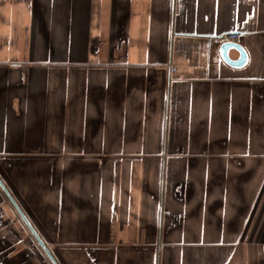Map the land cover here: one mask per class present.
<instances>
[{
  "label": "crops",
  "instance_id": "obj_1",
  "mask_svg": "<svg viewBox=\"0 0 264 264\" xmlns=\"http://www.w3.org/2000/svg\"><path fill=\"white\" fill-rule=\"evenodd\" d=\"M0 180V264H264V0H0Z\"/></svg>",
  "mask_w": 264,
  "mask_h": 264
},
{
  "label": "water",
  "instance_id": "obj_2",
  "mask_svg": "<svg viewBox=\"0 0 264 264\" xmlns=\"http://www.w3.org/2000/svg\"><path fill=\"white\" fill-rule=\"evenodd\" d=\"M231 49H236L239 52V55L240 56H239L238 59H232L230 57L229 51ZM220 52H221V55H222V58L224 59V61L227 64H229V65H231L233 67H242L248 61V54H247L246 50L244 49L243 46H241L237 42H224V43H222V45L220 47ZM0 185L6 191L7 195L11 198V200L15 203V201L13 200V198L10 195L9 191L7 190L6 186L4 185V183L1 180H0ZM27 223L29 224L31 230L34 232V234L36 235V237L38 238V240L40 241V243L42 244V246L44 247V249L46 250V252L52 258V260L54 261V263L57 264L56 261L54 260L53 256L51 255L50 251L47 249L46 245L42 242L41 238L39 237V235L35 231V229L30 225V223L28 221H27Z\"/></svg>",
  "mask_w": 264,
  "mask_h": 264
},
{
  "label": "rangeland",
  "instance_id": "obj_3",
  "mask_svg": "<svg viewBox=\"0 0 264 264\" xmlns=\"http://www.w3.org/2000/svg\"><path fill=\"white\" fill-rule=\"evenodd\" d=\"M10 231H11V236L14 235L15 230L13 231V228H11ZM16 235L21 238V239L19 238L21 240V242H19L18 244H14V245L7 244L6 245L7 246L6 247V251H13V247H16L14 249L16 251L21 249L22 251H25L27 253H31L32 252V253H40L41 256L45 255V257H46L45 259H46V263L47 264H51L53 262L50 259V257L46 254V250L44 249L42 244H40L38 242L37 243H29V242H27L26 240H28L29 238L26 239V233L25 232H22V234H20V231H19L18 233H16ZM16 239H18V238H16ZM28 255H27V258H28Z\"/></svg>",
  "mask_w": 264,
  "mask_h": 264
},
{
  "label": "built area",
  "instance_id": "obj_4",
  "mask_svg": "<svg viewBox=\"0 0 264 264\" xmlns=\"http://www.w3.org/2000/svg\"><path fill=\"white\" fill-rule=\"evenodd\" d=\"M239 37H240L239 33H231V34H226V35H223L221 37L215 38L214 42L216 44L221 45L224 42H236V41H238ZM171 70L174 71V68Z\"/></svg>",
  "mask_w": 264,
  "mask_h": 264
}]
</instances>
